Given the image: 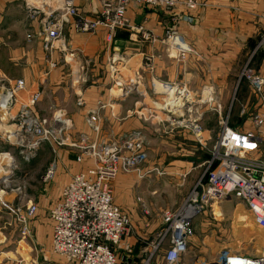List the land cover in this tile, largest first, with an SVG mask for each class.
<instances>
[{
    "label": "rangeland",
    "instance_id": "obj_1",
    "mask_svg": "<svg viewBox=\"0 0 264 264\" xmlns=\"http://www.w3.org/2000/svg\"><path fill=\"white\" fill-rule=\"evenodd\" d=\"M19 1L25 14V27L23 31L21 58L18 60V64L15 61L12 62V67H22V69L25 68L30 71L31 79H29V84L34 83V85H32L33 88H29L24 78L10 77L0 72V93H5L4 89L10 86L14 87L17 81L22 80L24 88L15 93V97L18 99L15 107L21 101H26L31 92L38 90L40 92L39 98L31 107L33 113L46 119V126H48L49 119H51L55 111L62 109L64 110L63 118L66 121L68 120L69 126L62 133L56 135L64 141L62 145H57L50 138L49 142L45 141L40 145L29 162H25L21 159L19 148L15 147V142L19 140V137H7V132L3 130L5 123H15L16 116L4 117L5 115L3 116L1 111L7 105L0 104L2 107V110L0 109V154L10 152L12 158V160L4 159L0 164L5 171L0 177V235L1 233L3 235L12 234V239L16 240L14 246L20 247L18 257L15 255V250L7 253V255L18 260V262L12 264H70L62 257L54 254L51 250L50 238L52 223L49 211L52 207V202L57 198L58 193L61 192L62 187L68 182L70 177L91 166L92 162L88 157L84 156L83 160L78 163L75 159L82 150L69 144L71 142L83 144L95 142L100 144L103 141H118L123 134L133 130H138L141 133L143 147L146 149L147 154L146 159L140 164L139 173L136 171L118 172L110 181V187L114 202L127 213L133 229H137L139 234L144 236V238H141L143 241L141 246L143 247L146 243L155 239L156 234L160 231L163 214L168 211L177 210L185 200L188 192L193 189L198 180L203 176L204 164H202L201 171L196 177L190 176L191 172L186 175L168 174V170H166L167 166L171 163L180 164L179 160H182L183 165H186L192 158H202L203 156L209 155V151L217 139L216 137L220 129L219 122L222 118L227 117V113L224 114L221 112L218 106L213 107L215 110L219 109V111H215L214 115L209 113L207 117L210 119L211 117L215 118V122L218 124L216 125L217 128L210 135L201 123V117L204 115L205 108L211 102L215 101L216 97L213 88L208 84L203 85L198 96H194L190 90L191 95L194 97V108L200 115V123L210 136L206 143L201 145L196 141L189 129L181 128L174 122L161 120V118L165 120L168 113H164V110L160 111L155 108L162 107L165 102L163 100L166 98L164 94L144 96L140 94L141 90L139 91L138 88H134L133 85L131 86V90L127 92L125 98L120 101L122 107L131 105V111H117V114L112 116L111 109H99L94 112L97 116L99 130H91L86 123V117L92 113L91 104H97V100L101 98L107 101V99L113 97L111 94H116L117 91L120 92L119 88L117 89L113 80L110 78V73L108 75L109 78L107 77L106 63L112 58V52H114L112 50H121L125 45L115 44L114 39L112 41H106V32L103 28H98L92 33L84 32L74 34L77 32L67 24L62 30V38L60 39L62 41L56 43L60 45L58 49L52 51L46 50L40 38L43 15H28L24 0ZM181 1L183 0H179V2ZM198 2L199 4L196 8L202 5L200 1ZM75 3L79 14L86 17L94 16L95 12L99 9L97 0H84L83 2L82 0H77ZM136 9L138 11L140 10L141 15H135L133 18L135 22L143 23V14H155L153 17L155 19L157 17L156 22L161 23V20L163 21L165 19L162 22L165 25L162 36L160 37L149 31L137 34L131 30V34L140 35L150 43L158 41L164 48L162 53L166 52L168 58L176 59L172 56L174 52L171 50L167 40L172 35L178 34L183 36V34L177 31L176 24L179 20H183L187 24H192L195 19L191 12L195 9L186 10L182 3L171 11L163 9L162 7L147 6L144 4H136V6H133L132 11L134 14ZM161 15H164L167 19L161 18ZM186 16L191 19H183ZM262 21H264V18L260 21L259 26ZM32 24L36 28L34 26L33 28ZM130 24L134 27L142 26L141 24L136 25L132 22ZM101 30L102 34L98 38L97 32ZM145 34L146 37H144ZM8 36L12 38L14 35L9 33ZM184 39L190 46L192 53L188 54L184 60L178 59V61L186 62L192 57L197 58L196 60H200L201 62L204 59L202 52L187 41L185 37ZM38 42L40 48L37 46ZM260 46H258L259 48L256 47L253 49L254 52L251 50L248 57L244 59L245 61L238 65L235 73L236 77L231 75L233 90H237L235 98L237 99L240 96V91L242 93L241 96L245 99L248 98V102L254 103V101H257L260 102V105L256 109L253 108L255 106L248 105V108L242 107L241 110L235 100V103L233 102L231 105L229 112L230 118L228 116L227 121L231 128L256 133L258 136V144L257 148L253 151V155L256 158L264 160V122L261 125H256L253 119L255 114H260L264 117V99H260L252 91L244 78H239L241 69L247 62L257 74L264 77V75H261L254 69L251 61L254 54L261 48ZM38 48L41 53H38ZM151 50V53L143 56V67L151 68V55L155 52V49L152 48ZM7 52L11 56L15 54L14 48L8 49ZM39 56L41 57L40 61ZM38 61L39 63L35 67L34 63ZM50 62H53L54 66L51 67ZM204 65H206L205 70H207L208 64L204 63ZM126 71H128L126 67L121 68V77L126 75ZM52 73L53 75H51ZM117 78L120 77L117 76ZM103 82H106V85L101 92L102 88L99 85ZM181 84L186 86L184 83ZM163 87L165 88V86ZM208 87L212 89V100L202 103L201 99L205 96L202 90ZM164 88L161 90L157 89V92L160 93ZM103 93L106 94L103 96ZM113 108L116 109L117 107L113 105ZM136 124L138 125L136 128H132L135 126L131 127V125ZM163 124L165 125L162 126ZM165 126L168 129H165ZM172 131L177 132H174L168 137ZM187 134L192 138L190 137L189 139ZM176 135L177 138L174 137ZM81 137H83V142H81L82 140L79 141ZM26 138L28 137L24 138L25 142L27 141ZM7 160L9 161L8 165H6ZM52 163L56 164L55 174L52 179L45 181L42 178L43 173L48 165ZM16 187H20V190L17 191L15 189ZM30 200L35 203L37 209L34 215L23 224L19 221V212L24 211L26 203ZM210 207L211 205L206 209L208 210L206 212L207 216L198 217L196 220L203 224H191L193 234L189 238V241H191V245L196 250L200 251H197V254L204 255L200 258L195 257L190 261V264H217L218 253L223 249L257 254L264 248V246H259L261 244L264 245V229L254 224L251 215L244 217L245 220L242 223L236 222L238 220L234 219L235 215L231 220L227 217L228 220L224 222L226 231L222 233L218 230L217 226L218 220L221 218L219 209L216 207V204L212 205V208ZM213 212L216 214V218H212L214 217L212 215ZM24 225L27 230L26 235L21 232V228ZM251 228L258 229V233L251 231ZM165 243L166 241L163 244ZM124 244L131 245L129 241H124L123 245L118 248L119 255L123 253ZM9 247L12 248V246ZM131 247L133 248L132 245ZM163 251L164 246L161 247L159 253L154 254V256H160H156L152 260V264H164L161 259ZM4 255L0 254V263ZM134 255L135 252L133 257ZM140 257L141 254L136 258ZM2 262L4 263L5 261ZM9 264H11L10 261Z\"/></svg>",
    "mask_w": 264,
    "mask_h": 264
},
{
    "label": "built area",
    "instance_id": "obj_2",
    "mask_svg": "<svg viewBox=\"0 0 264 264\" xmlns=\"http://www.w3.org/2000/svg\"><path fill=\"white\" fill-rule=\"evenodd\" d=\"M76 1L24 0L28 15H43L40 38L44 49L50 51L58 49L60 45L56 43L62 41L60 40L62 30L67 24L77 33H92L98 28H103L106 32V41H112L117 30L123 28L133 30L135 33H144L142 26L134 27L129 22L127 9L132 3L162 7L170 11L180 3L186 10H193L199 4L197 0L181 2L179 0H97L98 11L94 16L86 17L79 14ZM183 19L191 18L186 16ZM259 30L261 44L264 42V21L260 24ZM167 42L174 52L172 56L177 60H184L192 53L182 35L169 36ZM125 61L124 55H113L109 60V76L120 90L115 96L111 94L113 97H124L133 86L131 79H128L131 84L127 88L124 87L122 74L115 65L119 62L122 66ZM50 66H54V63L50 62ZM239 78H244L252 91L260 99H264V77L257 74L248 62L242 67ZM23 88V81L19 80L14 87L4 89L5 93H0V104L13 106L14 111L10 109L7 116H16L15 123L13 122L15 130L6 131L7 137H19V140H15V147L19 148L21 159L29 162L40 145L45 141L49 142L50 138L57 145H62L64 141L56 135L62 133L69 126V122L63 118L62 109L55 111L49 119L48 126L46 119L33 113L31 107L39 98L38 90L31 92L26 101H21L15 107L18 103L15 93ZM202 93L205 95L201 99L202 103L212 100L210 87L203 89ZM161 94L166 97L162 107H153L168 113L165 120L164 118L161 120L174 122L181 128L189 129L196 141L204 145L210 136L200 123V115L194 108V97L190 90L182 84H169ZM103 107H105L104 102L97 101L96 109H92V113L86 117V123L91 130H99L94 112ZM0 109L2 110L1 105ZM116 114L111 111L112 116ZM253 119L256 125L264 122V117L260 114H255ZM219 124L217 139L209 151L208 158L203 162L202 178L188 192L177 210L163 214L160 231L155 239L141 247L138 264H152V260L160 256L154 254L159 253L162 246L164 251L161 257L165 263L178 264L181 257L188 252L189 238L193 234L191 229L193 219L209 205L221 201L226 196L232 195L242 201L253 217L254 223L264 229V160L253 155V151L257 148L258 136L253 131L231 128L227 117L222 118ZM25 137H28L26 142ZM141 138V133L133 130L123 134L118 141L69 144L82 150L75 159L78 163L84 156L92 163L85 170L70 177L49 211L52 223L51 250L54 254L70 264H134L131 262V259H134V249L130 244H124L121 255L118 252L125 237L131 234L133 226L127 213L114 202L110 181L120 171L140 172L139 166L147 155ZM79 141L83 142V137ZM52 151L55 152L54 149ZM3 154L6 155L5 159L12 160L10 152ZM55 168V163L49 164L43 173V180L52 179ZM15 189L18 191L20 187ZM36 209L35 203L28 201L24 211L19 212V221L25 224L34 215ZM21 232L26 235L25 225L21 228ZM165 241L166 243L163 244ZM217 258V264H264V248L256 255L223 249L219 251Z\"/></svg>",
    "mask_w": 264,
    "mask_h": 264
},
{
    "label": "crops",
    "instance_id": "obj_3",
    "mask_svg": "<svg viewBox=\"0 0 264 264\" xmlns=\"http://www.w3.org/2000/svg\"><path fill=\"white\" fill-rule=\"evenodd\" d=\"M83 1L84 0H82V2ZM198 1H200L202 5L191 12L195 19L193 23L187 24L183 20H179L176 24V29L178 32L183 34L187 41L192 43L200 52H202V56L204 57V59L201 60V62L200 60H196L197 58L195 59L192 57H190L186 62H179L176 59L168 58L166 56V52L162 53V50L164 51V48L158 41L152 42V44L148 42L147 39L142 38V36L140 35L131 34L130 29H120L117 31V34L115 35L113 41L117 45L121 44L125 46L121 50H112L114 51L112 52V56L125 54L126 61L124 65L121 66L119 62H117L115 65L118 66L119 72H121V68L123 67H126V69H128V71H126L127 73H125V76L129 78L128 76L130 75V77H132L134 82L132 80L131 81L133 82L134 88H138L139 91L141 90L140 94H143L144 96L161 94V92L158 93L157 91L163 89V86L169 84L184 83L186 84V87L191 90L194 96L199 95L203 85L208 84L209 86H211L216 98L214 102H211L205 108L204 115L201 117V123L211 135V132L217 128L216 125L218 123L215 122V118L211 117L210 119L207 116L209 113L214 115L215 111L217 112V110L213 108L214 106H218L221 109V112H223L224 114L227 113L228 117L230 114L229 112L231 105L233 104V102L235 103V100L240 106L239 109H241L242 107L248 108V105H253L255 107H252L256 109V107L260 105V102L257 101H254V103L248 102V98L245 99L243 96H241L242 93L240 91V96L237 99L235 98L237 90H233L231 75L236 77L235 73L238 65L242 64L245 61L244 59L248 57L251 50L252 52H254L253 49L260 45L261 48L259 50L257 49L258 52L254 54V57L251 61L254 69L261 75H264V42L260 44L259 30V23L262 18H264V0ZM133 6H136V4H131L127 9V16L130 20V23L132 22L136 25L141 24L144 27V31L154 33L158 37L162 36L163 28L165 25L162 22H164L165 19H163V21L161 20L160 23L156 22L157 17L156 19L155 17H153L155 16V14H143L144 22H135V20L133 19L135 15L140 16L141 14L140 10L138 11L137 9L134 14V12L132 11ZM24 15L25 14L23 13V9L21 8L19 0H0V72L10 77H22L26 80L29 88H33L32 85H34V83L29 84V79H31V72L25 68L22 69V67H12V62L15 61V63L18 64V60L21 58L23 31L25 27ZM161 18L166 17H164V15H161ZM33 26L34 24H32V27ZM101 32L102 30L100 32H97L98 38L102 34ZM9 33L13 34L14 36L12 38H9ZM37 46H40L39 42ZM11 48H14V56L7 54L8 49ZM39 48V52H37L41 53ZM152 48L155 49V54L153 53L151 55V68L145 66L143 67V56L147 53H151ZM2 53H4L5 55ZM39 58L40 61L41 57L39 56ZM39 61L34 63L35 67L38 65ZM204 63L208 64L207 70H205L206 65H204ZM109 65L110 63L108 61L106 63L108 78V75L110 73ZM130 71L131 73L129 74ZM51 75H53V73ZM125 76L121 77V80H123L124 82V87L127 88V86H130L131 82H128L129 80ZM105 83L103 82L101 85H99V87L102 88L101 92L105 88ZM157 84L159 85L157 86ZM105 94L106 93H103V96ZM112 95L115 96L117 94ZM125 96L120 97L122 99L112 97L109 98L110 100L107 99V101L102 98L98 99L97 101L104 102L105 107L101 108L104 110L111 109L112 111V107L114 105L117 108L113 109L112 112L117 113V111H131V105H125L124 107L121 106L120 101L123 100ZM91 106L92 109H96L97 104H91ZM165 124H163L162 126H164ZM136 126L138 125H131L132 128H136ZM165 129L168 128L165 126ZM174 132L177 131L170 132L171 134L168 137H170ZM174 137L177 138V135ZM187 137L190 139L191 136L187 134ZM207 156L208 155L203 156L202 158H192L190 162L186 163V165H183V161L179 160L180 164L171 163V166L168 165L167 169L165 166V169L168 170V174L186 175L191 172L190 176L196 177L201 171L203 161L208 158ZM59 195L60 192L51 205H53V203L58 199ZM214 204H216V207L220 212L221 218L218 220L217 226L218 230L222 233L226 231L224 222L228 220L227 217H229V219L231 220L235 215L234 219L238 220L236 222L242 223L245 220L244 217H249L250 215L246 209L245 204L232 195L226 196L224 199ZM212 205L210 208H212ZM206 209L193 219L192 224L200 223L199 221H196L198 217L207 216L206 212L208 210ZM212 215L214 216L212 218H216V214L214 212L212 213ZM251 231L258 233V229L251 228ZM4 235L2 233L0 235V254H5L2 258V261L5 262L3 263L1 261L0 264H9V261L11 264L14 262H18L16 258L14 259L12 257H9L7 253L13 252L15 250V255L18 257V254H20L18 253L20 247L14 246L16 240L12 239V234ZM141 238H144V236L139 234L137 229H132L131 235L125 237V241H129L133 246L135 252L134 258L141 254V244L143 242ZM9 246H12V248H10ZM259 246L262 247L264 245L261 244ZM197 251L200 252L199 250H196L191 245V241H189L188 252L181 257L178 264H190V261L195 257L200 258L202 255H204L197 254ZM245 253L256 255V253ZM161 259L162 262L166 264L162 257ZM138 261L139 258H136L134 260L131 259V262L134 264H138Z\"/></svg>",
    "mask_w": 264,
    "mask_h": 264
},
{
    "label": "bare ground",
    "instance_id": "obj_4",
    "mask_svg": "<svg viewBox=\"0 0 264 264\" xmlns=\"http://www.w3.org/2000/svg\"><path fill=\"white\" fill-rule=\"evenodd\" d=\"M129 77V79H131L133 82H134V80L132 79V77H130V75L128 76ZM116 92V91H115ZM119 92L117 91L116 92V94H118ZM13 108V106L12 105H8V106H6V107H4L3 108V111H2V114H3V116L4 117H6L7 115H9L8 114V111L10 110V109H12ZM112 109H114L113 107H112ZM3 117V118H4ZM14 127H15V124H9V123H5V125H4V127H3V130L4 131H8V132H13L15 129H14ZM3 153H1L0 154V164H1V162L2 161H4V159H5V154H3ZM8 160H7V163H6V165H8ZM5 171L3 170V168L0 166V177L2 176V174L4 173ZM254 222V221H253ZM255 224V223H254ZM259 227V226H258Z\"/></svg>",
    "mask_w": 264,
    "mask_h": 264
}]
</instances>
